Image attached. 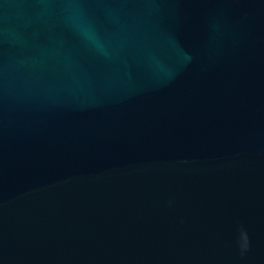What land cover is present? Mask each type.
I'll return each instance as SVG.
<instances>
[{"label":"water","instance_id":"95a60500","mask_svg":"<svg viewBox=\"0 0 264 264\" xmlns=\"http://www.w3.org/2000/svg\"><path fill=\"white\" fill-rule=\"evenodd\" d=\"M0 264H264V0H0Z\"/></svg>","mask_w":264,"mask_h":264}]
</instances>
